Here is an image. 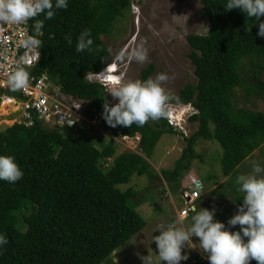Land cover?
I'll use <instances>...</instances> for the list:
<instances>
[{
  "label": "trees",
  "instance_id": "1",
  "mask_svg": "<svg viewBox=\"0 0 264 264\" xmlns=\"http://www.w3.org/2000/svg\"><path fill=\"white\" fill-rule=\"evenodd\" d=\"M67 2V9H56L52 19L43 14L36 18L44 21L40 58L36 66L25 70L35 77L46 73L63 95L86 100L84 116L99 119L114 137L138 133V152L116 154L115 141L107 136L94 132V144L81 131L68 137L64 129L44 128L36 119L31 127L13 124L0 130V155L14 157L24 172L14 184L0 180V234L8 240L0 246V264H113L116 249L145 227L137 211L138 193L131 188L121 191L118 185L128 184L134 175L159 177L146 158L161 135L175 134L166 118L149 120L143 127L108 126L102 117L103 104L106 99L113 106L116 103L99 83L85 79L87 73H98L109 62L101 36L108 35L115 20L130 8V0ZM200 2L209 29L204 35L186 37L196 84L178 91V102L191 104L197 111L189 118L197 128L184 139L173 168L160 172L167 189L175 191L181 173L193 160H201L194 150L199 140L219 144L225 176L264 141V114L235 116L231 107L238 87L246 98L264 96V37L258 35L264 17L257 22L239 9L226 11L228 0ZM85 29L91 30L92 50L77 52L78 37ZM69 35L71 45L65 39ZM244 61L249 65L247 72ZM153 71L149 64L141 71V81ZM242 199L236 200L238 207ZM193 252L194 264H209L204 255Z\"/></svg>",
  "mask_w": 264,
  "mask_h": 264
},
{
  "label": "rangeland",
  "instance_id": "2",
  "mask_svg": "<svg viewBox=\"0 0 264 264\" xmlns=\"http://www.w3.org/2000/svg\"><path fill=\"white\" fill-rule=\"evenodd\" d=\"M130 3V8L124 12L121 18L115 20L108 35L101 36V41L109 55L108 58L112 61L120 57V63L126 69L122 79L123 83L141 81V71L149 64L154 67L151 78L154 79L158 73H167L169 80L164 87L167 93L173 97L170 104L175 105L179 111L178 107L182 106L178 102L179 89L188 84H196L194 68L188 57L191 48L186 37L192 34L204 35L209 29L208 21L202 13V4L200 0H130ZM141 45L148 53V60L142 64L129 58L133 50ZM243 64V68L247 72L248 62L244 61ZM261 79L264 81V74ZM244 93L243 88L239 87L232 93L233 114L235 116H238L240 112L264 114V96L246 98ZM108 95L112 101V96ZM180 111H184L183 108ZM2 113H5V109ZM175 113L178 115V112L175 111ZM180 115L182 116V113ZM14 116L12 115L10 118ZM242 122L244 121H239V123ZM6 126H11V122L6 123ZM186 127L191 135L196 130L197 124L190 122ZM3 128L4 126L0 125V130ZM98 129L96 131L100 135L109 134V137L112 135L104 130L101 123ZM62 132L68 137L72 134L70 130ZM84 136L94 144L97 142L94 141L97 140V134L94 131H90L89 135ZM115 144L118 149L116 154L127 151V148L122 144L117 142ZM166 144H168V149L174 145L167 155L166 150L161 147ZM185 144L179 134L164 133L154 147L152 155L146 158L152 171L159 177L149 179L147 176L134 175L128 184L118 185V189L121 191L131 188L138 193L141 203L138 205L137 211L145 221V227L116 249L111 255L113 264H116V259L119 264H143L140 256L148 254L152 257V264H160L158 249L153 239L154 236L160 234L156 231V222L161 223L162 219H156H159L160 215L166 221L171 216L170 221H172L169 222V225L174 224L177 221L174 207L178 211L183 205L178 198V191L169 187L167 189L166 183L160 177V172L173 168V164L181 155L180 152ZM194 150L201 155V160H193L190 168L181 173L178 190L187 182L190 184L193 179H200L203 184V196L196 211H201L202 208L215 209L214 219L224 223L226 230L234 232L239 226L228 225V220L238 211L236 200L243 198L244 195L238 191L239 185L236 184V179L240 174H250L255 164L264 168V141L252 154L241 161L233 172L226 176L223 175L220 164L222 149L217 142L199 140ZM156 159H162L165 162L161 164ZM260 175L264 176V173ZM167 191L168 194L164 196ZM194 214L191 213L188 220L176 226L190 227ZM192 239L193 243L190 245L203 256L199 249L198 238L194 236ZM193 253L191 249L189 258L186 261L183 260L184 264H194Z\"/></svg>",
  "mask_w": 264,
  "mask_h": 264
},
{
  "label": "clouds",
  "instance_id": "3",
  "mask_svg": "<svg viewBox=\"0 0 264 264\" xmlns=\"http://www.w3.org/2000/svg\"><path fill=\"white\" fill-rule=\"evenodd\" d=\"M67 7V0H55V4L53 0H0V25L26 24L42 14L45 19L50 20L54 17L56 9H67ZM233 9H239L248 18H255L259 22L260 18L264 17V0H228L225 10ZM43 25V20L36 19L34 28L37 36L41 34ZM258 35L264 37V22H259ZM90 36V29L81 32L76 45L77 52L92 50L93 40ZM65 39L69 45L72 44L70 35ZM40 44L41 41L32 36L23 42V46L28 49L39 47ZM129 58L141 64L145 63L148 60L147 50L141 45L133 50ZM125 70L119 57L112 61L109 60L100 72L87 73L85 77L91 80L93 75L94 82L104 87L107 94H110L114 100H118L114 106L107 99L103 104L102 117L108 126L131 128L133 124H136L138 127H143L149 120L167 119L170 113L175 117V121L184 120V126L190 123L189 118L197 111L191 104L180 103L182 106L178 109L183 108L182 112L178 111L175 105L170 104L173 97L164 87L169 80L167 73H158L154 79L149 77L145 81L123 83ZM29 79L28 71L18 68L9 75L8 85L13 91L25 90L29 85ZM187 106L188 109H186ZM173 109H176L179 118ZM1 125L9 127L6 123ZM176 133L179 134L175 130ZM179 135L181 137V134ZM262 173H264V168L255 164L250 174H240L236 179V184L239 185L238 191L244 194L243 203L239 205L237 213L228 220V225L232 227L238 225L239 231L226 230L224 223L216 221L214 219L215 209L202 208L201 211H196L193 207L192 211L195 214L191 218L193 223L190 227L176 226L183 223V217L174 224L157 226L160 234L154 236L153 242L158 249L159 261L166 262V264H180L182 260L186 261L189 258L188 250H194L188 248V245L193 243L192 238L195 236L198 238L199 249L208 259L209 264H251L253 260L257 264H264V176L260 175ZM23 176L24 172L15 162L14 157L0 155V180L14 184ZM197 187L202 190L201 186ZM7 243V237L0 234V246L7 245ZM185 247L188 248V256L182 254V249ZM140 259L143 264H152L150 254L141 255ZM116 264H119L118 259H116Z\"/></svg>",
  "mask_w": 264,
  "mask_h": 264
},
{
  "label": "built area",
  "instance_id": "4",
  "mask_svg": "<svg viewBox=\"0 0 264 264\" xmlns=\"http://www.w3.org/2000/svg\"><path fill=\"white\" fill-rule=\"evenodd\" d=\"M35 21L29 20L21 25H0V111L6 103L5 114L0 115V125L11 122V125L18 124L24 127H31L34 120H38L44 128L70 130L77 136L78 132L88 134L90 131L96 132L99 128V119H89L84 116L85 106H80L72 100L73 96L63 95L55 82L52 81L46 73L39 77L32 75L29 79V85L25 90L13 91L8 85V77L18 68L29 69L36 66L39 61V47L28 49L23 46V42L30 36L39 37L35 32ZM93 75L91 80L94 81ZM107 89V88H106ZM112 102L118 103V100L112 98ZM188 109V106L187 108ZM176 111V109H173ZM15 115L16 118H10ZM185 118V117H184ZM171 115L167 122L179 134L181 139L188 137V128L184 126L183 121H175ZM99 130V129H98ZM108 131L107 129H104ZM110 132V131H108ZM111 133V132H110ZM93 134V133H92ZM108 134V133H107ZM109 137V134L106 135ZM110 140L122 144L127 151L138 152L140 135L135 134L132 137L111 135ZM188 183V182H187ZM185 184L178 191V198L182 201V208L175 210L177 220L183 217V221L189 218L193 213L192 208L196 209V202L201 197L203 184L199 179H193L190 184ZM201 186L202 190L197 186ZM168 191L164 194L167 195ZM182 254H187V249H182ZM166 264V262H160ZM180 264H184L183 260Z\"/></svg>",
  "mask_w": 264,
  "mask_h": 264
},
{
  "label": "crops",
  "instance_id": "5",
  "mask_svg": "<svg viewBox=\"0 0 264 264\" xmlns=\"http://www.w3.org/2000/svg\"><path fill=\"white\" fill-rule=\"evenodd\" d=\"M13 118H16V117H13ZM100 137H103V136H100ZM161 147H162L163 150H164V149L166 150L165 153H166V155H167V154H168V151H169L170 149H173V148H174V145H172L170 149H168V144H166V145H162ZM180 153H181V152H180ZM156 161L159 162V163H161V164H163V163L165 162V161H163L162 159H156ZM199 180H200V179H199ZM202 196H203V193H202L201 197L197 200V202H196V206H197V205L199 204V202L201 201ZM196 208H197V207H196ZM175 210H176V209H175V207H174V211H175ZM196 210H197V209H196ZM175 217H176V216H175ZM163 218H164L163 216H160V215H159V219H156V220H161V219H162V221H160L161 223L156 222V228H157L158 225H161V224L167 226V225H169V222L172 221V220L170 221L171 216H170L169 220H166V221H164ZM176 219H177V218H176ZM188 219H189V218H188ZM188 219H185L184 221H186V220H188ZM184 221H183V222H184ZM180 227H183V226L181 225ZM156 230H157V229H156ZM159 232H160V231L157 230V233H159ZM188 248H192V246L189 245ZM188 248L185 247L184 249H188ZM196 251H197V250H196Z\"/></svg>",
  "mask_w": 264,
  "mask_h": 264
},
{
  "label": "water",
  "instance_id": "6",
  "mask_svg": "<svg viewBox=\"0 0 264 264\" xmlns=\"http://www.w3.org/2000/svg\"><path fill=\"white\" fill-rule=\"evenodd\" d=\"M72 100L75 101L80 106H85L87 104L86 100H79L77 97L73 96ZM56 130V129H55Z\"/></svg>",
  "mask_w": 264,
  "mask_h": 264
},
{
  "label": "bare ground",
  "instance_id": "7",
  "mask_svg": "<svg viewBox=\"0 0 264 264\" xmlns=\"http://www.w3.org/2000/svg\"><path fill=\"white\" fill-rule=\"evenodd\" d=\"M6 103L1 107V109H2V111L5 109V107H6ZM2 111H0V114L2 115V114H5V113H2ZM177 117L179 118V115H177Z\"/></svg>",
  "mask_w": 264,
  "mask_h": 264
}]
</instances>
